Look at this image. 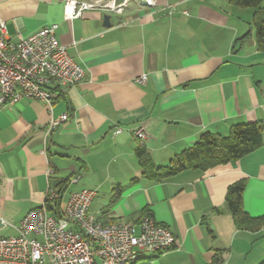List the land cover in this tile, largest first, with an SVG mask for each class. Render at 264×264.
Here are the masks:
<instances>
[{"label": "crops", "instance_id": "crops-1", "mask_svg": "<svg viewBox=\"0 0 264 264\" xmlns=\"http://www.w3.org/2000/svg\"><path fill=\"white\" fill-rule=\"evenodd\" d=\"M63 6L64 0H0L9 37L56 24L59 44L85 71L73 86L53 84L50 106L33 99L0 105V237L16 235L53 182L70 179L62 211L68 188H88L95 191L89 213L103 222L132 221L147 210L172 230V249L141 253L134 264L260 263L264 226L237 229L225 195L244 179V210L264 215V132L262 145L238 160L159 182L142 177L132 132L145 130L144 146L158 166L204 132L226 135L235 124L264 121L255 9L228 0H150L132 1L120 13L92 8L65 19ZM143 74L145 83H138ZM63 113L66 122L47 132Z\"/></svg>", "mask_w": 264, "mask_h": 264}, {"label": "built area", "instance_id": "built-area-1", "mask_svg": "<svg viewBox=\"0 0 264 264\" xmlns=\"http://www.w3.org/2000/svg\"><path fill=\"white\" fill-rule=\"evenodd\" d=\"M132 1L139 0H64L65 19L81 16L85 9L99 8L120 13ZM147 2H150L148 0ZM56 24L37 32L11 38L0 23V105H13L22 99L39 100L50 106L54 100L52 85L73 86L84 79L85 71L59 44ZM145 83L146 75L136 80ZM66 113L50 120L46 131L65 123ZM121 128L118 127L117 132ZM140 145L147 133L133 131ZM52 171L47 170L50 174ZM78 177H73L76 182ZM95 195L83 188L69 194L63 213L51 214L46 202L30 209L17 226V234L0 237V264H134L141 253L162 254L172 249V230L147 214L136 221L103 222L89 213ZM60 197L48 188L51 203Z\"/></svg>", "mask_w": 264, "mask_h": 264}, {"label": "trees", "instance_id": "trees-1", "mask_svg": "<svg viewBox=\"0 0 264 264\" xmlns=\"http://www.w3.org/2000/svg\"><path fill=\"white\" fill-rule=\"evenodd\" d=\"M228 1L236 7L255 9L252 20L255 44L259 51H264V3L261 0ZM263 132L264 121L235 124L226 135L204 132L198 136L191 146L176 153L166 165H155L153 158L144 145H140L135 154L142 168V177L148 181L159 182L186 169L207 170L216 165L238 160L262 145ZM69 180L51 183V188L56 189L60 197L52 205L47 200L46 207L55 216H60L63 213L61 193L65 191ZM244 188V179L229 185L225 195V204L237 229L257 232L264 226V215L252 217L244 210ZM144 214L152 216L147 210H144L135 216L132 221H138ZM258 264H264V259Z\"/></svg>", "mask_w": 264, "mask_h": 264}, {"label": "rangeland", "instance_id": "rangeland-1", "mask_svg": "<svg viewBox=\"0 0 264 264\" xmlns=\"http://www.w3.org/2000/svg\"><path fill=\"white\" fill-rule=\"evenodd\" d=\"M79 187H74V186H72V187H70V188H68V190L65 192V194H64V205L66 204L65 202H66V199H67V195L70 193V192H72L73 190H76V189H78Z\"/></svg>", "mask_w": 264, "mask_h": 264}, {"label": "water", "instance_id": "water-1", "mask_svg": "<svg viewBox=\"0 0 264 264\" xmlns=\"http://www.w3.org/2000/svg\"><path fill=\"white\" fill-rule=\"evenodd\" d=\"M139 2H140L141 4H147V1H146V0H139ZM103 19H104V24H105V25H108L107 22H108L109 16H108V15H104Z\"/></svg>", "mask_w": 264, "mask_h": 264}]
</instances>
